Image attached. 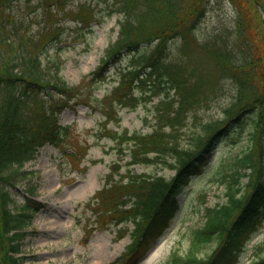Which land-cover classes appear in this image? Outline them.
<instances>
[{
    "label": "trees",
    "instance_id": "obj_1",
    "mask_svg": "<svg viewBox=\"0 0 264 264\" xmlns=\"http://www.w3.org/2000/svg\"><path fill=\"white\" fill-rule=\"evenodd\" d=\"M12 1L0 0V264H21L22 257L18 254L25 236L23 229L42 206L27 196L20 208L14 210L11 208L14 198L7 184L22 172L24 163L41 146L46 143L61 146L69 126L60 122L59 114L80 101L77 88L62 79L59 66L53 71L42 63L41 54L58 37L55 30L49 28L37 37L19 36L18 42L11 38L10 33L15 34V19L5 8ZM42 1L48 2L46 6L51 9L52 5L63 7L70 0ZM208 1L112 0V11L121 14L117 37L107 47L104 59L92 75L101 76L108 63L123 53H128L130 59L120 69L117 85L100 102L107 104L102 112L107 117L108 110L114 106L134 108L142 99L160 92L158 105L162 110L157 117L166 126L154 125L146 133L124 129L110 134L119 142V151L127 149L129 158L123 169L118 160L110 163L102 187L89 201L93 202L91 210L99 227L114 226L116 239L129 233L130 243L119 264H133L163 234L179 207L178 194L188 178L205 169L220 136L229 134V128L250 113L254 122L251 146L211 166L215 180L225 187V200L206 207L203 225L194 231L192 249L212 238L217 239V246L207 257H199L193 250L186 255L174 252L167 264H237L262 220L264 41L259 36L260 29L254 30V22L260 19L256 9L264 7V0H241L247 7L236 18L239 59H235L233 46L217 44L213 39L200 44L194 38L195 27L204 16ZM83 9L80 6L76 20L88 25L90 21L85 20L87 12ZM251 9L255 10L253 21ZM253 35L259 41L252 39ZM174 38L204 52L214 66L216 77L230 76L237 85V98L225 109V118L202 123L186 146L174 138L175 125L208 93L202 77L194 75L193 67L188 69L181 64L182 60L178 63L166 60L169 43ZM151 43L154 45L149 51L141 50L143 45ZM41 90L51 99L49 104L44 105V100L37 99ZM30 97L33 101L28 100ZM154 162L174 169V174L167 178L130 167ZM243 177L247 178L245 184L241 182ZM29 192L33 194L32 189ZM128 223L132 224L131 229L126 227ZM253 254L250 264H264V238L254 245Z\"/></svg>",
    "mask_w": 264,
    "mask_h": 264
},
{
    "label": "rangeland",
    "instance_id": "obj_2",
    "mask_svg": "<svg viewBox=\"0 0 264 264\" xmlns=\"http://www.w3.org/2000/svg\"><path fill=\"white\" fill-rule=\"evenodd\" d=\"M47 3L42 0H13L5 8V12L15 19V34L10 33L11 38L18 42L19 36L37 37L49 28L55 30L58 37L41 54L42 63L53 71L58 65L62 79L77 88L80 101L77 104L74 102L72 108H64L59 114L60 122L69 126L61 146L49 143L41 146L34 157L24 163L22 172L15 174L12 182L7 184L14 198V204H11L14 210L20 208L27 196L43 204L23 229L25 236L18 255L22 257L21 264H119L120 255L130 237L126 234L116 240L113 226L99 227L91 210L93 202L89 200L103 185L110 163L118 160L123 169L129 158L127 149L119 151V142L110 134L124 129L146 133L154 125L162 126V120L157 117L162 110V106L158 105L161 94L142 99L134 108L114 106L108 110L109 116L106 117L102 109L107 104L100 102L117 85L120 69L128 64L129 54L123 53L119 59L109 62L98 78L92 75V71L101 64L107 47L116 39L121 14L112 11V0H70L63 7L52 5L51 9L46 6ZM80 6H83L84 13L87 12L84 18L90 21L88 25H81L76 20L80 15ZM246 7L247 3L241 0H209L204 16L195 27L194 38L200 44L213 39L217 44L223 42L228 47L233 46L235 59H239L236 43L240 38L235 30L236 18ZM256 10L260 19L254 22L256 27L253 28L256 32L260 29L258 33L264 41V7ZM254 11L249 10L252 21ZM251 38L257 39L254 35ZM153 45H143L141 50L149 51ZM166 60L175 63L182 60L181 64L188 69L193 67L194 75L202 77L208 93L175 125L174 138L180 145L186 146L202 123L225 118V109L237 98V85L230 76L219 74L216 77L209 57L192 44L186 46L179 38L170 41ZM56 95L58 93L55 94L58 97ZM37 99L44 100V105L51 102L43 90ZM28 100L33 101V98ZM241 119L240 123L229 128V134L220 136L216 141L205 169L188 178L178 194L179 207L169 227L133 264H167L174 252L186 255L191 250L199 257H207L215 249L216 238L201 242L192 249L194 231L203 225L205 207L225 200V187L215 180L211 166L251 146L252 114ZM255 157L257 159V154ZM130 167L137 172L163 174L167 178L174 174V169L160 162L133 164ZM241 182L247 183L246 177ZM258 226L237 264H249L254 259V245L264 238V213ZM126 227L131 229L132 224L128 223ZM155 247L158 248L157 256L151 259L148 254Z\"/></svg>",
    "mask_w": 264,
    "mask_h": 264
},
{
    "label": "bare ground",
    "instance_id": "obj_3",
    "mask_svg": "<svg viewBox=\"0 0 264 264\" xmlns=\"http://www.w3.org/2000/svg\"><path fill=\"white\" fill-rule=\"evenodd\" d=\"M157 252H158V248L156 249V247L148 254L151 259L157 256Z\"/></svg>",
    "mask_w": 264,
    "mask_h": 264
}]
</instances>
